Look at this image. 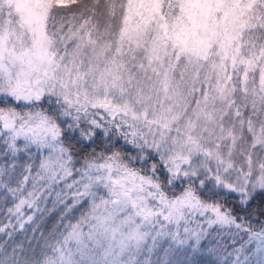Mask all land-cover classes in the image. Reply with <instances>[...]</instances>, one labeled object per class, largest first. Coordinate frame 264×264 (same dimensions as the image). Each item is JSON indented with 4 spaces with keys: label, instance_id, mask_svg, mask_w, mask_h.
<instances>
[{
    "label": "snow or ice",
    "instance_id": "6c2138e0",
    "mask_svg": "<svg viewBox=\"0 0 264 264\" xmlns=\"http://www.w3.org/2000/svg\"><path fill=\"white\" fill-rule=\"evenodd\" d=\"M0 213V264H264V0H0Z\"/></svg>",
    "mask_w": 264,
    "mask_h": 264
},
{
    "label": "trees",
    "instance_id": "16d2710c",
    "mask_svg": "<svg viewBox=\"0 0 264 264\" xmlns=\"http://www.w3.org/2000/svg\"><path fill=\"white\" fill-rule=\"evenodd\" d=\"M2 215H3V214H2V213H0V218H2ZM16 238H17L19 241H21V242H23V241H24V239H25V238H24V236H23V235H21V234H19V233H17V236H16ZM31 238H32V237H31V233H29V234H28V239H29V240H31ZM0 239H3V237H2V236H0Z\"/></svg>",
    "mask_w": 264,
    "mask_h": 264
}]
</instances>
